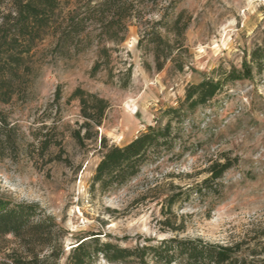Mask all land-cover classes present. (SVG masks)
Instances as JSON below:
<instances>
[{"label":"rangeland","instance_id":"1","mask_svg":"<svg viewBox=\"0 0 264 264\" xmlns=\"http://www.w3.org/2000/svg\"><path fill=\"white\" fill-rule=\"evenodd\" d=\"M169 2L159 0L151 19H159L160 8ZM0 3V10H6L11 0ZM181 9L192 16L183 71L171 62L161 71L155 68L151 46H138L147 27L133 18L110 65L96 75L91 73L96 47L59 58L47 50L51 43L47 38L40 44L27 93L1 105L17 127L20 150L15 159L0 158V200L35 202L55 220L65 251L61 264L79 239L94 236L127 247L172 237L225 244L246 241L245 246L264 247V68L228 85L209 106L189 115L183 142L174 151L179 154L184 144L188 146L180 160L168 154L110 193L90 189L101 153L97 139L81 145L72 135L83 120L78 102L67 101L77 86L110 101L103 124L96 129L99 137L122 145L150 127L164 125L163 111L180 104L190 83L213 76L220 66L242 68L251 62L255 48L264 47V0H179L177 10ZM58 87L62 99L55 103ZM45 124V131L62 142L42 154L33 134ZM227 159L235 164L225 173L219 196L177 204L171 214H164L172 186L187 188L207 176L211 162ZM168 216L180 230L163 223ZM260 258L259 264H264V255ZM95 264L116 263L99 256Z\"/></svg>","mask_w":264,"mask_h":264},{"label":"trees","instance_id":"2","mask_svg":"<svg viewBox=\"0 0 264 264\" xmlns=\"http://www.w3.org/2000/svg\"><path fill=\"white\" fill-rule=\"evenodd\" d=\"M177 2L170 0L160 8L159 19L152 20L150 14L159 8V0H11L8 9L0 10V158L15 159L19 155L20 135L1 105L27 93L41 43L51 38L47 50L59 58H69L96 47L97 59L91 70L96 75L110 65L112 52L126 40L130 22L136 18L147 27L138 46H151L155 68L161 71L171 62L183 71L189 54L186 33L192 16L186 9L177 10ZM251 58L242 68L220 66L213 70V76L190 83L180 104L163 111L167 117L164 125L150 127L122 145L109 143L106 136L99 137L96 129L103 124L110 101L77 86L67 101L78 102L83 120L72 135L81 145L97 139L101 153L91 191H115L138 177L146 165L168 154L172 153L170 159L177 155L176 159L180 160L189 150L184 144L181 153H174L183 142L186 119L197 108L209 106L228 85L251 77L254 69L261 72L264 47L255 48ZM128 74L131 76V69ZM61 99L58 87L54 102L59 103ZM47 128L45 124L33 134L38 143L35 148L42 154L52 146L61 147L62 142L50 136L45 131ZM234 161L215 160L206 168L207 176L201 181L187 188L172 186L165 196L164 214H171L177 204L182 206L194 199L219 196L221 181ZM163 223L173 231L181 229L170 216ZM9 237L16 245L10 244ZM61 237L57 223L42 212L39 204L0 200V264H61L65 254ZM100 238L79 239L71 247L65 264H95L99 256L116 264L129 260L136 264H259L260 256L264 255V247L245 246L246 241L225 244L202 238L172 237L127 247Z\"/></svg>","mask_w":264,"mask_h":264}]
</instances>
